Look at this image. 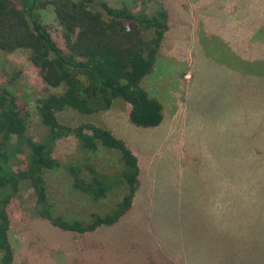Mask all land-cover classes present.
<instances>
[{
  "label": "rangeland",
  "instance_id": "obj_1",
  "mask_svg": "<svg viewBox=\"0 0 264 264\" xmlns=\"http://www.w3.org/2000/svg\"><path fill=\"white\" fill-rule=\"evenodd\" d=\"M105 1L134 12L168 11V28L142 80L161 102L163 119L155 127L137 126L121 98L90 114L57 112L63 124L91 122L123 140L138 159V186L116 222L77 235L40 217L34 191L23 183L9 207L12 264H188L181 251L191 249L200 257L193 264H264V40H241L236 24L242 17L248 24L264 23L258 10L264 0H247L243 7L230 5L235 0L223 6L207 0ZM251 8L250 16L243 15ZM215 9L225 13L214 15ZM40 13L62 46L53 6ZM27 54L0 50V82L21 71L11 89L29 112L28 134L40 140L37 101L46 92ZM54 154L61 165L45 169L44 179L48 197L64 216L86 221L91 213L104 215L127 192L116 150L84 151L69 136L58 141ZM69 164L79 166L86 179L97 174L108 186L105 195L93 198L74 188Z\"/></svg>",
  "mask_w": 264,
  "mask_h": 264
},
{
  "label": "trees",
  "instance_id": "obj_2",
  "mask_svg": "<svg viewBox=\"0 0 264 264\" xmlns=\"http://www.w3.org/2000/svg\"><path fill=\"white\" fill-rule=\"evenodd\" d=\"M48 5L53 6L61 26L62 46L41 20L40 10ZM95 8L107 13L111 22ZM167 21L168 11L163 7L147 13L134 12L126 5L112 7L105 0H0V50H27L46 92L37 101L44 133L34 140L27 132V107L11 89L21 71L14 70L0 82V264L13 261L9 207L25 182L34 191L38 215L77 235L116 222L131 207L138 186L136 155L109 129L91 122L63 124L57 112L73 108L90 114L110 108L115 98H121L130 104L129 118L135 125H159L163 106L142 86V80L152 70ZM51 87L59 90L51 91ZM69 136L84 151L98 146L117 151L127 192L111 212L91 213L86 221L70 219L48 197L44 170L61 165L54 149L61 138ZM68 166L74 188L93 198L105 195L108 186L97 174L86 179L79 166ZM181 252L188 264L200 258L198 250Z\"/></svg>",
  "mask_w": 264,
  "mask_h": 264
},
{
  "label": "crops",
  "instance_id": "obj_3",
  "mask_svg": "<svg viewBox=\"0 0 264 264\" xmlns=\"http://www.w3.org/2000/svg\"><path fill=\"white\" fill-rule=\"evenodd\" d=\"M209 1L212 5V2H219L221 3V6H223L222 4H225V2L227 1H230V0H207ZM239 2L237 4H235L236 2ZM247 1V0H235L234 4H230V5H234V6H244V2ZM201 4V3H200ZM258 10L261 11V12H264V5L260 4L258 5ZM212 12L211 10H209V13ZM214 15H217V14H224L225 13V10L224 9H220V10H216L214 11ZM242 11H239V14L238 16L241 17L242 16ZM245 14L243 15H248L250 16L251 13H252V8L248 11H245L244 12ZM248 13V14H247ZM255 14H253L252 16H254ZM248 19V18H247ZM246 18L242 17L241 19H236V24L237 26L239 25L241 27V30H240V35L238 36L241 40L246 38L247 40H249L252 35H254V37L252 38L251 41H259L257 40V38H261L264 40V23L261 22V21H254L253 23L251 24H248V22H245L247 20ZM259 42H254V45L253 46H256ZM238 54H240L242 56V52L240 51H237ZM243 57V56H242ZM250 60H252L253 57H249ZM233 68L237 69L238 70V65H233ZM242 72H244V70H242ZM253 72L255 74H258L259 71H256L255 69H253ZM251 74V73H250Z\"/></svg>",
  "mask_w": 264,
  "mask_h": 264
}]
</instances>
